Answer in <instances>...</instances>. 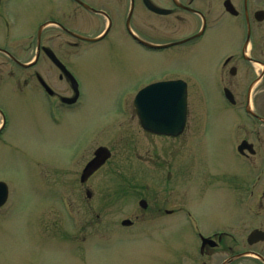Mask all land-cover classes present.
<instances>
[{
    "label": "flooded vegetation",
    "instance_id": "flooded-vegetation-1",
    "mask_svg": "<svg viewBox=\"0 0 264 264\" xmlns=\"http://www.w3.org/2000/svg\"><path fill=\"white\" fill-rule=\"evenodd\" d=\"M71 1L82 13L83 30H73L69 27L64 21L67 17L62 18L60 14L57 15L52 6H50L51 13L46 16L48 18L40 25L49 24L46 29H57L66 37L75 40L73 44L67 42L70 46H100L111 41L113 34L119 33L133 46L146 50L148 54L160 55L162 70H150L148 74L140 73L139 77L124 73L127 85L117 95L115 104L119 105L123 101L121 98L123 90L129 91L131 99L128 107L134 109L143 134L170 142L167 148L161 147L162 154H156L158 158L149 159L153 167L166 164H163L164 161L161 158L172 160L176 157L178 159L172 166L175 171L162 167L165 170L163 180L145 182L147 192L143 197L130 198L127 201H130L128 213L119 217L116 214L119 210L118 205L121 200H127L126 198L130 196L129 192H134L131 190L135 188L134 182H129L128 185L127 181L100 180L101 171L109 163L112 154L106 148L94 147L99 138L96 136L86 147H82L83 150L80 152L84 154L81 159L84 158V160L79 166L71 164V160L69 164L55 162L50 165L53 174L50 181H42L45 185L43 189L53 194L57 187L61 188L59 202H57L59 203L58 215L63 219L65 227L57 230L44 228L41 231L43 239L53 242L56 241V236H60L64 250L69 254L67 264H92L87 258L90 253L89 248L94 244L98 252L113 253V258L116 260L109 264L135 262L131 260V256L143 257L145 264H153L152 262L165 264L169 253L172 255L179 251L180 256H176L174 264H241L246 258H250L252 264H264L262 250L264 196L260 191L264 188V169L258 163L264 156L261 148V140L263 141L261 134L253 133L254 138L242 137V134L238 132L231 134L233 138L228 139L226 142L228 148L223 152L230 165L222 168L208 167L201 182L202 188L205 191L210 189L213 179L223 180L226 184L225 189L231 195L227 200L236 205L235 212L239 211V220L236 225H221L219 228L209 221L208 226L205 227L199 213L185 207L180 199L181 196L188 195L190 190V185H187L186 191L182 188L184 162L180 158L186 150L190 151L188 147L190 141L193 142V138H189V135L192 137L203 127L194 129L195 125L189 126L188 116L181 132L176 135L159 134L143 128L136 111V96L141 90L151 85L171 81L179 82L178 89L182 83L186 87L189 106V92L193 86L200 87L201 82L199 83L197 78L200 74L208 78L212 91L222 98L226 105L240 108L242 112L251 110L252 113L248 112V117L244 116L245 120L264 125V117L255 110L256 95L259 91L264 92V0ZM65 13L67 14L66 11ZM71 15L69 16L72 17ZM87 28L92 33L88 34ZM44 32L39 37L38 31L34 38L36 39L35 56L38 55V59L36 65L30 69L36 68L42 59L46 58L58 71V80L65 83L72 94L69 97L63 96L48 83L40 71H34V76L42 89L41 93L45 97L46 110L49 109L51 120L56 125L61 122L54 110L69 113L73 109H79L84 102L85 92L81 81L69 67L68 60L44 45ZM83 37L97 39L89 42ZM146 44L157 47L153 48ZM38 46L41 47L40 51ZM4 49L14 57L11 58L3 52L0 54L20 67L17 63L19 59L13 51ZM45 49L52 51L73 74L77 80L78 93H75L71 81L50 59ZM84 54L86 53L79 55V59L75 60L79 61ZM97 55L100 60L108 56L104 53ZM178 63L179 67H176ZM164 71H171L172 75ZM41 78L51 88L52 93L46 92ZM227 96L231 98V101L227 99ZM75 97L77 100L73 103L64 101V99L71 100ZM199 98L201 99V94ZM120 108L124 109V107ZM2 121L0 120V124ZM8 121L5 120L0 139L8 130ZM198 121L194 123L198 124ZM191 127L193 131H189ZM72 142L71 139L70 141L62 140L57 146L65 149ZM74 145L76 149L78 143L75 142ZM238 164L244 165L246 172H242L240 170L242 167H238ZM56 173L61 175L56 178ZM191 182L192 180L186 181L187 184ZM5 183L8 185L7 182ZM8 188L7 204L12 195L9 185ZM104 189L109 191L104 192ZM73 193L78 198V205L72 199ZM121 194H128V197L120 198ZM53 209V199H49L45 208L39 213V218L49 215V211ZM212 215L215 216L213 213ZM179 227H181V234L184 233L183 241L177 238ZM255 232L262 236L251 237ZM244 234H247L245 239L242 237ZM172 236L175 237L174 241L170 240ZM237 236L242 238L238 239ZM145 240L149 245L154 246L153 253L148 252L147 248L138 249L141 252L135 254L125 245L145 242ZM134 246L135 249L139 247ZM120 253H127L126 257L129 260H124L125 256L121 258ZM129 253L135 255L129 256ZM182 253L184 258H181ZM195 253L198 259H195ZM190 254L194 260H185V257ZM224 254H228V257L219 261L217 255L221 257Z\"/></svg>",
    "mask_w": 264,
    "mask_h": 264
},
{
    "label": "rangeland",
    "instance_id": "rangeland-1",
    "mask_svg": "<svg viewBox=\"0 0 264 264\" xmlns=\"http://www.w3.org/2000/svg\"><path fill=\"white\" fill-rule=\"evenodd\" d=\"M50 6L55 8L57 15L67 17L63 20L73 30H83L82 13L71 0H0L2 15L0 49L12 50L22 63L32 61L36 51L34 38L39 27L37 24L48 18L46 16L51 13ZM87 33L92 31L87 28ZM43 36L44 45L68 60L69 67L83 85L85 97L79 109H73L69 113L55 109V115L61 122L56 126L51 120L49 109L46 110L45 97L41 93L42 89L34 76V71H40L48 83L63 96H72L65 83L58 80V71L46 58H43L36 68L25 70L0 54V113L9 120L8 130L2 141L0 140V180L7 182L12 192L10 204L0 211V264L68 263L69 254L65 252L60 236H56V241L53 242H47L41 236L44 228L57 230L65 227L63 219L58 215L57 202L61 188L57 187L55 193L49 194L47 189H43L45 185L42 181L51 180L52 163L69 164L71 160V164L79 166L84 160L81 159L84 154L80 152L83 150L82 147H86L96 136L99 138L94 147L106 148L112 154L109 163L101 171L100 180L127 181V184L134 182L135 188L131 189L134 192H129V197L128 194L120 195V198L126 196L128 198L121 200L118 205L119 210L116 214L119 217L128 213L130 201H127L130 198L143 197L147 192L145 182L163 180L165 170L162 167L175 171L172 166L178 159L161 158L163 164H166L153 167L149 159L158 158L156 154H162L161 147L167 148L170 142L143 134L134 109L128 107L131 99L129 91L123 90L121 95L123 101L119 105L115 104L117 95L127 85L124 73L139 77L140 73L148 74L150 70H162L159 54H148L146 50L133 46L119 33L113 34L111 41L103 45L92 47L87 45L86 49L85 46L68 45L67 42L73 44L75 40L66 37L57 29H46ZM83 53H86L83 58L75 60ZM98 53L108 56L100 60ZM176 67H179V63ZM197 78L199 83L201 82L200 87L193 86L189 92V126L193 124L194 129L203 128L192 137L189 135V138H193L188 147L190 151L186 150L180 158L184 162L183 190L186 191L187 185H190L189 194L181 196L180 199L185 207L199 213L205 227L209 221L216 228L221 225H236L239 211L235 212L236 205L227 200L231 195L225 189V182L213 179L212 186L206 191L202 188L201 182L209 166L222 168L230 165L223 152L228 148L226 142L233 138L231 134L235 132L242 134V137H253V133H260L263 139L261 148L264 152V125L245 120L246 115L240 108L233 109L226 105L222 98L212 91L207 77L199 74ZM255 102V110L264 117V92L257 93ZM196 120H199L198 124L194 123ZM193 127L189 131H193ZM70 139L73 142L65 149L57 146L60 141ZM75 142L78 143L76 149ZM258 163L264 169V156ZM238 167H242L240 170L246 172L244 165L238 164ZM59 175L61 174L56 173V178ZM191 180V184L186 183ZM108 191L109 189H104V192ZM260 191L264 196V188ZM75 196L73 193L72 199L78 205L79 201ZM49 199H53L54 209L49 211V215L39 218V213ZM124 202L127 203L122 204ZM178 235L177 238L183 241L184 233L181 234V227ZM246 235L242 237L245 239ZM170 240L174 241L175 237L172 236ZM114 245L117 246L115 243ZM125 245L135 254L147 248L148 252H154V246L149 245L146 240ZM134 245L139 247L135 249ZM89 250L87 259L92 264H109L116 260L113 253L98 252L95 244L91 245ZM262 250L264 253V245ZM134 253H129V256ZM126 254L120 253L121 258L126 257ZM182 254L181 258H184V253ZM176 256H180V251L172 255L169 253L165 264H171L172 261L174 264ZM194 257L198 259L196 253ZM227 257L228 254L221 257L217 255L219 261ZM124 260L129 259L126 257ZM131 260L135 262L130 264H145L143 257L140 256H131ZM185 260L194 259L190 254ZM250 260L243 259L241 264H252Z\"/></svg>",
    "mask_w": 264,
    "mask_h": 264
},
{
    "label": "water",
    "instance_id": "water-1",
    "mask_svg": "<svg viewBox=\"0 0 264 264\" xmlns=\"http://www.w3.org/2000/svg\"><path fill=\"white\" fill-rule=\"evenodd\" d=\"M67 75L70 76L69 72ZM178 85L179 83L157 84L138 95L137 111L146 129L167 134L182 131L186 119V93L185 87L180 84L178 89ZM4 191L5 186L0 183V206L6 196ZM255 236L262 234L256 233Z\"/></svg>",
    "mask_w": 264,
    "mask_h": 264
}]
</instances>
